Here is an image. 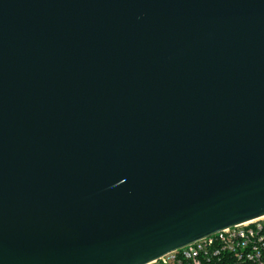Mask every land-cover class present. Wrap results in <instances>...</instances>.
I'll list each match as a JSON object with an SVG mask.
<instances>
[{"label":"water","instance_id":"95a60500","mask_svg":"<svg viewBox=\"0 0 264 264\" xmlns=\"http://www.w3.org/2000/svg\"><path fill=\"white\" fill-rule=\"evenodd\" d=\"M264 216V0H0V264H148Z\"/></svg>","mask_w":264,"mask_h":264},{"label":"built area","instance_id":"2783aa9c","mask_svg":"<svg viewBox=\"0 0 264 264\" xmlns=\"http://www.w3.org/2000/svg\"><path fill=\"white\" fill-rule=\"evenodd\" d=\"M148 264H264V216L225 228Z\"/></svg>","mask_w":264,"mask_h":264}]
</instances>
